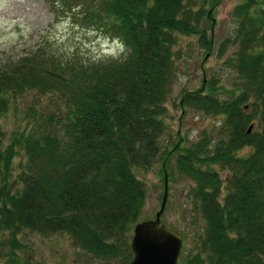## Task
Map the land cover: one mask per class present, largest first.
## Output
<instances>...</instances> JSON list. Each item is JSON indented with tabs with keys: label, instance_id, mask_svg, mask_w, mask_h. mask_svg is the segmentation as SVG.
I'll list each match as a JSON object with an SVG mask.
<instances>
[{
	"label": "trees",
	"instance_id": "trees-1",
	"mask_svg": "<svg viewBox=\"0 0 264 264\" xmlns=\"http://www.w3.org/2000/svg\"><path fill=\"white\" fill-rule=\"evenodd\" d=\"M218 2L51 1L56 17L82 15L125 53L60 61L42 45L0 66V116L27 90L58 93L64 104L61 121L45 132L25 128L3 144L0 129V258L6 264L18 263V236L26 231L64 232L96 264H127L146 194L133 170L160 160L163 178L172 157L192 182V211L203 218L182 263L264 264V0H241L231 9L233 32L216 48L219 56L233 48L223 62L231 79L224 95H216L210 79L179 96L181 109L221 118L216 136L202 133L167 149L162 143L177 37L197 35L210 49L201 23Z\"/></svg>",
	"mask_w": 264,
	"mask_h": 264
},
{
	"label": "rangeland",
	"instance_id": "rangeland-1",
	"mask_svg": "<svg viewBox=\"0 0 264 264\" xmlns=\"http://www.w3.org/2000/svg\"><path fill=\"white\" fill-rule=\"evenodd\" d=\"M52 0H0V66L14 57L21 56L30 50L44 45L60 61L70 57L75 59L109 60L118 59L125 49L116 38L106 35L96 28V23L86 22L82 15L69 18L67 15L56 17L51 7ZM58 2V0H55ZM241 0H219L211 13L210 22H202L205 32L211 40V48L205 49L198 43L197 35H179L174 50L179 59L175 61L176 76L171 91L165 102V131L162 143L165 149L179 141L189 145L201 134L215 137L222 120L218 116L203 114L200 111L178 106L179 96L183 90L199 88L210 79L214 83L216 95L223 96V91L231 84L230 70L223 63L233 48L218 55L217 45L225 37L231 36L233 22L231 9ZM78 11V10H75ZM79 13V11L77 12ZM64 108L58 93H40L27 90L17 94L9 104L7 111L0 116V129L6 144L12 134L23 129H35L45 132L61 121L60 113ZM181 138V139H179ZM247 152V149L241 151ZM22 154L14 156L11 170H18ZM166 201L160 216L163 222L169 223L182 233V245L176 264H183L182 257L192 244L196 233H201L203 218L192 209L189 188L190 179L177 172L174 158L166 165ZM135 176L143 181L146 194L141 214L137 220L151 219L158 210L163 191L162 168L160 160L146 171L134 169ZM221 179L225 172L219 171ZM22 243L17 251L16 264H96L89 254L75 246L69 235L64 232L41 235L35 232H22L18 236ZM0 264H6L0 258Z\"/></svg>",
	"mask_w": 264,
	"mask_h": 264
},
{
	"label": "water",
	"instance_id": "water-1",
	"mask_svg": "<svg viewBox=\"0 0 264 264\" xmlns=\"http://www.w3.org/2000/svg\"><path fill=\"white\" fill-rule=\"evenodd\" d=\"M251 129V124L247 131ZM163 191L158 210L151 219L136 222L131 230L129 247L132 257L127 264H176L182 245L179 229L160 218L166 200V178L163 176Z\"/></svg>",
	"mask_w": 264,
	"mask_h": 264
}]
</instances>
